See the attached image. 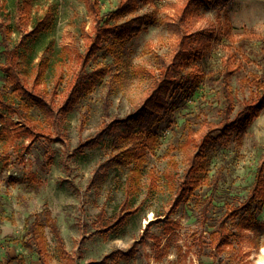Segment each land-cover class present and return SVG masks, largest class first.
<instances>
[{"label":"rangeland","instance_id":"374dc122","mask_svg":"<svg viewBox=\"0 0 264 264\" xmlns=\"http://www.w3.org/2000/svg\"><path fill=\"white\" fill-rule=\"evenodd\" d=\"M24 1L0 0V66H8L10 52L17 50L29 87L44 92L58 109L80 68L79 57L91 46L96 18L88 0H32L29 17ZM187 1L139 0L138 9L120 22L137 16L156 20L125 44L121 62L108 52L97 54L88 71L108 66L109 73L67 116L59 115L57 126L47 124L36 108L30 116L40 126L32 127L33 135L18 136L9 123L5 129L0 122V264H41L29 232L36 215L49 264H264V234L251 228L264 222V201L246 212L247 220L230 216L231 208L250 196L264 162V110L245 133L233 132L206 158H196L208 123L222 120L221 71L231 49L222 28L231 25L233 47L250 33L264 39V0H208L195 6L178 31L175 6ZM120 2L99 0L101 14L114 12ZM44 18L47 31L32 37L35 24ZM7 28L8 38L1 32ZM180 33L192 35L193 46L204 51L186 71L196 68L205 75L195 93L178 101L163 119L158 147L148 152L141 184L130 191L132 165L101 166L131 144L116 151L106 143L85 144L144 106L155 76L179 50ZM238 52L241 69L231 80L235 114L251 91L242 80L264 73L259 40ZM0 99L14 100L9 76L1 68ZM0 115L29 126L18 113L0 108ZM193 163L200 168L188 173ZM97 171L105 175L91 184ZM187 177L198 187L177 204ZM47 211L57 222L62 244L48 224ZM223 220L230 233L218 247ZM118 252L126 255L111 257Z\"/></svg>","mask_w":264,"mask_h":264},{"label":"trees","instance_id":"16d2710c","mask_svg":"<svg viewBox=\"0 0 264 264\" xmlns=\"http://www.w3.org/2000/svg\"><path fill=\"white\" fill-rule=\"evenodd\" d=\"M88 1L91 12L96 18L95 33L89 50L85 55L79 57L80 68L70 82L67 98L58 109H55L53 104L47 100L44 92L29 87L27 79L19 70L20 55L17 50H12L10 52L8 66H0L9 76L14 98L11 102L6 99H0V108H4L13 114L18 113L26 117L29 123V126L24 128L23 126L15 124L13 121L7 122L0 115V122L3 123L5 129L9 123L11 130L18 136L21 133L33 135L32 127L40 126V124L34 121L30 116V112L33 108L38 109L44 115V120L47 124L57 126L59 115L61 118L67 116L68 113L75 109L81 99L92 92L109 73L110 68L108 66H101L93 71H88L89 65L97 54L101 51H105L113 55L116 61L121 62L123 60L122 55L125 44L131 39L139 36L146 29L147 25L154 23L156 20L152 16H137L120 22L121 18L132 14L138 9L137 5L139 0H121L117 9L106 15L101 14L99 0ZM205 3H209V1L189 0L184 4L176 5L177 22L174 24L176 29L178 31L181 30L186 21L193 16L195 6ZM31 6L32 0L24 1V10L26 12L24 13L26 17H29L28 12L31 10ZM106 17H111L116 21L111 23L106 20ZM48 27L49 23L46 18L39 20L35 24L30 35L34 38L39 37L47 31ZM222 29L231 47L223 59V68L221 71L222 95L224 97L222 120L218 124L208 123L209 130L202 138L199 145L200 153L196 156L199 160L206 158L213 147L228 139L233 132L236 131L238 134L245 133L264 110V73L263 75L252 74L250 77H246L242 80V83L249 85L251 91L249 98L243 102L241 109L236 114V100L231 87L232 78L241 69V63L237 60L238 51H240V49L242 50L249 41L257 39L262 45V59L264 61V39L258 34L250 33V35L241 36L237 41V45L233 47L235 45V40L233 38L231 25L228 24L227 27H223ZM1 32L6 38L11 35L10 28L2 30ZM181 33L179 34L180 43L177 54L172 63L161 68L160 74L155 76L154 84L151 87L144 106L124 119L113 121L97 138L91 139L85 144L89 147H97L101 143H106L109 146L111 145L115 151L118 150L120 146L131 144V146L124 149L122 148L101 166L102 169L112 165H132L131 175L129 177L130 191L136 190L140 186L142 170L146 163V156L149 151H154L158 147V131L163 119L174 111L176 105H178L183 98H188L195 93L196 88L200 84L201 77L205 75L203 72H197L195 70L196 68L191 71H186V69L190 67V61L199 57L200 53L204 51L201 48L198 49L193 46L192 35H181ZM170 97H172V102H169ZM17 104L19 105L16 106ZM196 167L200 168L198 164L193 163L188 173ZM104 175L105 174H100V172L97 171L91 184L96 183L97 179L103 178ZM196 187H198V183L187 177L179 187L176 203L178 204L184 200ZM263 201L264 162L257 172L250 196L239 207L231 208L230 216H236L239 221L247 220L245 216L246 212H248L253 205ZM45 214L51 230L58 237L60 244H62L63 240L60 238V229L51 211H47ZM220 228L221 229L217 231L219 234L218 247H220V242L230 233L228 232L226 234L225 232V220L221 222ZM251 228L258 235L264 234V222L261 225L255 223ZM41 230L42 225L40 224L39 216L36 215L34 216V221L30 225L29 232L32 235V239L37 242L35 251L39 255L41 264H49V260L47 259L48 256L46 255V246L44 244L45 239ZM31 249H34L33 245H31ZM117 254L126 255V253L118 252L111 254V257Z\"/></svg>","mask_w":264,"mask_h":264}]
</instances>
